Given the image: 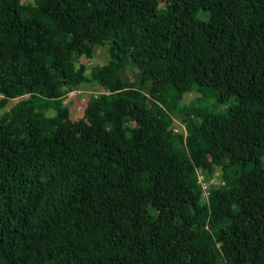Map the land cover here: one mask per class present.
<instances>
[{"label":"trees","instance_id":"obj_1","mask_svg":"<svg viewBox=\"0 0 264 264\" xmlns=\"http://www.w3.org/2000/svg\"><path fill=\"white\" fill-rule=\"evenodd\" d=\"M0 96V264H264V0H0Z\"/></svg>","mask_w":264,"mask_h":264},{"label":"rangeland","instance_id":"obj_2","mask_svg":"<svg viewBox=\"0 0 264 264\" xmlns=\"http://www.w3.org/2000/svg\"><path fill=\"white\" fill-rule=\"evenodd\" d=\"M161 4H150L148 6V10L151 14H155L157 9L160 8ZM109 63V57L106 52V48H98L94 51V58L90 61L81 59L79 65L83 66L85 68L86 74L89 72V66L90 65H102V64H108ZM163 75L162 74H156L148 78V86H158L160 82L162 81ZM123 79L129 83H132V87L125 90V95L129 97L130 99L134 96V93L139 92L137 89V74L134 71L133 67L130 65L126 71L123 74ZM90 87L87 85L82 89L81 94H79V91H71L67 95L63 96L60 99V102L62 105L67 106L70 111V116L73 119H76L80 117L82 110L85 106V102L87 100L88 95H90L89 89ZM146 92V91H144ZM193 94H185L183 97V101L185 104L189 103L193 99ZM1 96H0V103H1ZM20 99H13L10 100L5 106V109H0V113L5 112L11 107L12 105H15ZM233 101L225 104L216 106L217 110H224L225 106L231 104ZM45 116L48 119H51V123L53 125L59 124V119L55 117V110L53 108L47 109L45 111ZM260 157L264 161V148L262 145V142L259 141L255 144L254 150L252 154L250 155V158H256ZM196 253V252H195Z\"/></svg>","mask_w":264,"mask_h":264},{"label":"built area","instance_id":"obj_3","mask_svg":"<svg viewBox=\"0 0 264 264\" xmlns=\"http://www.w3.org/2000/svg\"><path fill=\"white\" fill-rule=\"evenodd\" d=\"M172 132L177 136L181 137L182 139L185 138L186 136V130L184 125L177 121H173ZM195 176H196V184L198 185L201 191V197L208 205L211 189L224 185V181L220 176V171L216 169L213 172V176L205 178L203 172L200 169H196Z\"/></svg>","mask_w":264,"mask_h":264}]
</instances>
